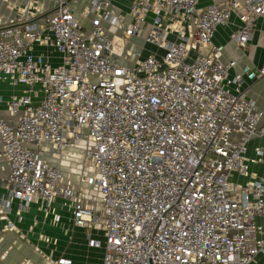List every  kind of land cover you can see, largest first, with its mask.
<instances>
[{"label":"built area","instance_id":"2783aa9c","mask_svg":"<svg viewBox=\"0 0 264 264\" xmlns=\"http://www.w3.org/2000/svg\"><path fill=\"white\" fill-rule=\"evenodd\" d=\"M49 1L39 22L0 16V82L24 86L8 100L14 121L0 118L4 228L17 230L36 200L53 214L60 198L75 225L101 227L89 245L103 244L102 264H253L264 254V178L231 177L248 175V143L264 135L262 110L241 93L264 81V66L232 75L236 61L213 36L235 15L229 39L245 47L264 0H133L129 19L111 0H88V26L67 0ZM143 30L154 49L130 54ZM80 146L89 174L75 182L61 158Z\"/></svg>","mask_w":264,"mask_h":264},{"label":"crops","instance_id":"0c3cea01","mask_svg":"<svg viewBox=\"0 0 264 264\" xmlns=\"http://www.w3.org/2000/svg\"><path fill=\"white\" fill-rule=\"evenodd\" d=\"M209 0H203L205 4ZM112 8L116 12H127L133 0H111ZM67 4L74 12L75 16L83 26H88L90 15H83L82 11L88 5V0H67ZM48 6L46 0H0V16L2 24L10 19L23 16L32 12L34 20L39 22L53 7ZM23 23V22H19ZM238 25V19L233 15L226 25L219 26L213 36V44L223 45L222 59L235 60L236 65L231 70L235 75L241 72V68L249 65L254 68L264 66V15L256 18L252 29V36L245 47L238 46L229 39V34ZM106 28L117 35L118 30L106 25ZM137 35L131 38H136ZM130 38V39H131ZM141 46V45H139ZM131 50V45L129 46ZM154 47H149V50ZM35 54H51V62H59V55L52 50L42 46H33ZM24 86H12L7 82H0V118L8 122L14 121V116L8 111V100L12 94H20ZM241 93L247 99L252 100L256 106L262 110L263 115L260 125L264 126V81L246 80L241 86ZM262 149V155H257L255 148ZM246 157L248 159V175L240 176L233 174L231 179L239 184H243L252 178H264V135L252 139L248 143ZM63 158V157H62ZM65 165L64 161L61 166ZM62 168V167H61ZM5 162L0 159V198L5 192L3 177L5 176ZM77 182V180L75 181ZM15 203L9 217L13 218ZM53 214H57L59 219L53 220V214L44 216L39 201L30 204L29 209L24 214L23 221L16 222L17 230L4 228L5 220H0V264H55V261L63 257L69 259L72 264H102L103 245L90 246V239L103 241V233L100 226L81 227L73 223L67 201L57 198L51 204ZM258 222L264 226V217L258 218ZM23 233L25 237H20ZM253 264H264V254L256 257Z\"/></svg>","mask_w":264,"mask_h":264},{"label":"rangeland","instance_id":"374dc122","mask_svg":"<svg viewBox=\"0 0 264 264\" xmlns=\"http://www.w3.org/2000/svg\"><path fill=\"white\" fill-rule=\"evenodd\" d=\"M46 2L48 4V6H51L49 0H46ZM123 13H124V15L127 14V12H123ZM144 36H145V31L143 30V31H141V32H139L137 34L136 38H134V39L131 38L130 39V43L129 44L131 45V47L133 49L131 51L129 50V48L127 49L130 54H131V52H134V51L137 52L138 50L141 49V47L143 48L142 49V53L143 54H146V52L149 51L150 45L144 43V38H145ZM139 45H141V46H139ZM81 145L83 147L85 145V142L82 141ZM82 152H83V149L80 146L79 148H76L75 150L65 152V154L62 155L63 158H61L62 161H64V164H65V165L61 166L62 167V171L66 175L71 177V179L73 181L77 180V182L80 179H83L85 174H89L88 168H85L83 166ZM59 157H60V155H55V156L51 157V161L53 163H56L58 161Z\"/></svg>","mask_w":264,"mask_h":264},{"label":"trees","instance_id":"16d2710c","mask_svg":"<svg viewBox=\"0 0 264 264\" xmlns=\"http://www.w3.org/2000/svg\"><path fill=\"white\" fill-rule=\"evenodd\" d=\"M130 46V45H129Z\"/></svg>","mask_w":264,"mask_h":264}]
</instances>
